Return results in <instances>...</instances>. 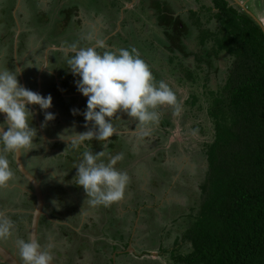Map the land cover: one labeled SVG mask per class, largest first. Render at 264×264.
<instances>
[{
    "label": "trees",
    "instance_id": "trees-1",
    "mask_svg": "<svg viewBox=\"0 0 264 264\" xmlns=\"http://www.w3.org/2000/svg\"><path fill=\"white\" fill-rule=\"evenodd\" d=\"M90 1L94 3V0ZM109 1L115 9H119L118 14L126 6L125 0H119L118 4L117 0ZM146 1L150 0H140V11L146 12L149 19L154 18L155 26L161 29L165 39L157 34L153 41L135 37V45L124 41L123 47L111 36L105 44L116 48L107 49L138 47L136 49L151 66L157 81L166 82V76L170 74L181 83L195 84L200 71L205 72L203 80L206 86L212 74L218 80L215 88L206 90V105H201L200 98L195 94L190 102L187 101L192 110L203 106L213 124V135L202 144V157L207 167L203 171L206 181L201 185V209L189 229L177 238L178 243L189 244L191 251L178 255L174 260L177 262L179 258V264H264V27L237 1L212 0L211 7L206 9L208 15H205V21L201 15L203 9L191 10L193 17L187 20L173 5L154 0L149 7ZM79 10L80 6L74 4L61 11L67 25L81 21L77 18ZM130 13L136 21H141V14ZM115 19H118L117 15ZM47 20L49 17L43 25ZM114 25L115 22L110 23L109 32L113 31ZM146 27L148 24L144 25V29ZM71 37L79 42L80 47L92 46L96 42L86 36ZM187 41H195L199 50H191ZM55 44L63 42L56 41ZM64 44V47L70 45L69 41ZM97 50L103 52L106 49ZM59 53L64 55L65 50ZM222 54L228 56L229 65L221 72L216 58ZM72 55L74 53L69 52L68 59ZM191 57L194 61L189 60ZM66 60L62 59V65H67ZM163 63L168 65L167 70L161 66ZM60 98L64 99L61 94ZM178 102L180 107L187 105L186 102ZM157 111L160 112L157 124L166 130L161 139H168L167 134L178 129L176 120L172 119L176 112L171 107L158 108ZM179 112L180 125L185 127L190 115L195 112L189 111L186 115ZM191 119L194 131L201 135L203 129L195 124L198 119L196 116ZM85 123L82 130L87 129ZM120 136L114 134L105 150H110V145H114V140ZM192 136L188 138L189 145L193 142ZM175 139L172 148L179 151L180 141ZM94 141L101 143L98 148L102 151L105 142L95 139L91 142ZM91 142L88 141L89 144ZM180 143V146L185 145L183 141ZM189 147L185 146V151ZM67 150V155H60L71 158L73 154L69 146ZM167 177L173 178L172 175ZM181 213H185L184 209Z\"/></svg>",
    "mask_w": 264,
    "mask_h": 264
},
{
    "label": "rangeland",
    "instance_id": "rangeland-1",
    "mask_svg": "<svg viewBox=\"0 0 264 264\" xmlns=\"http://www.w3.org/2000/svg\"><path fill=\"white\" fill-rule=\"evenodd\" d=\"M19 3L22 0H18ZM154 0L146 1L147 5L150 7L152 2ZM167 2L169 5H173V7L183 15V18L185 17L187 20L188 18L193 17L191 14V10H199L201 12V15L206 20L205 15H208V11L206 10L207 7H211V4L213 3L212 0H162ZM232 1H239L244 5V7L247 8L251 13H253L255 16H258L257 19L261 22H263L264 18V7L263 9L258 10V14L252 10V7L254 6V3L257 1L255 0L254 3L249 2V0H230ZM121 2V1H120ZM264 0H262V3ZM13 3V0H6V8L11 6ZM119 3V0H117V4ZM233 3V2H232ZM29 4L30 12H31V18L29 24H31L30 27H27L26 29L24 26H27V17H29L28 14H21V22H24L25 25H23V28H25V34L22 39L23 42L27 46H25L24 51L20 53V59L19 63L23 61V63H20L21 69H23V75H24V83H28V79H30V84L28 86V89L33 90L36 92L37 90V77L39 76L41 78V81L43 83L42 92L40 94L44 96H48L49 94L52 96V107L48 109L47 111H50L55 114V119L52 121L47 122L48 129L52 132V137L57 138V140L63 141V143H60L61 145L57 146H49L47 147V152L39 150V155L42 154V157H46L43 161L44 164H41L42 168L40 167L42 173H47L46 181L49 186L53 189L52 194L54 195V198L57 201V204L60 203V199L62 198L64 203H68L72 206V202L69 200L66 191V187L68 186L70 191L77 195L79 192H82V189H84L82 186L77 185L74 182V177L76 175L77 169L72 166V164L77 165L80 160L82 159V152L84 151V146H81L82 148L75 150L72 149L70 145V153L73 154L72 157L66 158L62 157L60 154L65 150L67 151V148L65 149V146H67L68 141L62 140L59 137V133L64 132L65 129H71L76 132H83L89 130L92 125L87 126V129L82 130V124L85 122V118L82 114L73 115L72 110L73 109H79L80 113H83V111L86 110L87 106V97H85L82 93H80L77 90L76 81L79 79H76L74 82L72 79L75 78L72 74V72L69 69V65L67 63L68 59L66 60L67 65H62L59 60L65 59L63 55H61L59 52H57L58 49H56L55 42L61 41L63 44L65 42H68L70 44L76 43L75 40L71 36L75 35L77 37L86 36L89 37L91 34L92 39L96 40H103L104 42L112 36L113 40H116L120 43H122V46L125 47L124 41H128L131 44L135 41L134 38L138 39H146L149 41H153L156 39V34L163 37V32L159 27L155 26V20L149 19L147 17L146 12H141V4L140 0H133L132 2H128L127 5L120 9L119 14L117 13L118 8L115 9V7L112 5V3L109 0H94V3L90 0H29L27 2ZM79 5L80 10L77 18L81 19L79 22H72L71 24H66L63 20L65 17L61 15V11L71 5ZM19 6V4H17ZM260 5V4H258ZM2 4H0V14L2 9ZM262 8V6H261ZM126 9H130L129 12L126 11ZM25 11V9H24ZM130 12H135L136 16L141 14V21H136ZM207 13V14H205ZM20 10H15V17H19ZM115 15L120 16V21H117L115 19ZM49 17V20H47L46 24L43 25L46 18ZM123 17V18H121ZM256 18V17H254ZM58 20L60 21L58 23ZM128 20V21H126ZM32 21V22H31ZM126 21V22H125ZM110 22H115L116 25L113 27V32L109 33V30L107 28L109 27ZM1 23V22H0ZM126 23V24H125ZM2 24V23H1ZM5 24V23H4ZM125 24V25H124ZM148 24V28L146 27L144 29V25ZM66 25V26H65ZM210 26V25H209ZM29 30V31H28ZM1 33V31H0ZM4 33L1 38H4ZM0 38V39H1ZM90 39V40H92ZM194 40V36H193ZM79 43V42H78ZM189 47L191 50L198 51L199 47L198 44L195 41H187ZM1 44V42H0ZM61 45L63 48L64 45ZM135 45V44H133ZM67 48V47H65ZM138 48V47H136ZM59 50H65V49H59ZM66 53H64L65 55ZM149 55L152 54V52H148ZM155 56L154 54H152ZM59 59V60H58ZM189 60L194 61V57H191ZM63 62V61H62ZM47 64L48 67L44 66ZM216 64L219 66L220 71H224L228 68L229 65V59L226 54H222L219 58H216ZM161 65V64H160ZM161 66H164V68L167 70L168 65L163 63ZM63 71V72H61ZM55 73V79L54 74ZM63 73V75H62ZM200 77H198V81L195 84H192V82H186L181 83L177 81L175 76L173 78L172 75L168 74L166 76V82L167 84L172 88L174 92H177L178 101L186 102L191 100V96L195 94V96H198L200 98V104L206 105V99H205V93L206 90L210 88H215L217 85V78L215 74H212L210 77L209 84L207 86L204 84L203 77L205 75L204 71L199 72ZM225 76V73L223 77ZM57 77V81H56ZM77 78V77H76ZM56 85V88L53 87V85ZM58 85H60V88L62 89V94L66 96V98H60V92L58 90ZM207 97V96H206ZM63 99V100H62ZM199 105V104H198ZM203 106L200 107H194L192 110V105L187 103L186 107H180V111L185 114L189 111H194L195 113L193 115H190V120L185 127H182L180 125V112L174 113L172 116V119H175L176 124H178V129L173 130L170 132V134H167L168 139H161V135L166 133L165 129H163L160 125L155 124L154 126L150 127V134L147 137H142L139 135L140 128L143 127L142 125H138V121L132 117H129L124 112H118L115 117H113V124L117 129V134L122 135V137H118V139H115V144L110 145V150H105V148L108 147L109 141H106L104 144H106V147L103 148L106 152V155L104 157L105 162H107V159L109 158V155H116L118 153L124 154V159L119 161L117 165L115 166L117 169L120 168L121 171H126L129 176H131V179L129 181V184L126 188H131L133 190L138 191L139 187H142L141 180L144 178L143 183H147L148 180L147 175L151 174V176L154 178H158V180H163L165 184L171 183L172 186V194L171 198L175 201H179V204H171L170 207H174L172 213L175 215L178 212L179 219L174 222L176 228L180 229L181 226H186V229H189L190 225L194 220L196 219L197 214L199 213L201 209V204L203 203V197H202V189L201 185L205 184V177L203 176V171L207 167L206 161H204V158L202 157V150H203V142L206 140H210L213 135V124L210 120V118L207 115V112L204 110ZM33 107L37 108L38 117H39V123L42 125L44 123V112L40 110L38 105H33ZM33 109L32 107H30ZM33 111V110H32ZM35 113V112H34ZM186 115V114H185ZM43 116V118H41ZM196 116L195 124L199 126V128L203 129V133L199 135L194 131L193 129V122L191 117ZM178 118V119H177ZM35 121V120H34ZM191 122V123H190ZM39 129L41 128L38 126ZM37 129V127H35ZM43 129L46 127H42ZM193 129V130H192ZM182 130V131H181ZM184 130V131H183ZM41 131V129H40ZM196 134H195V133ZM47 136H51L49 133H45ZM192 134L194 136H192ZM199 136H198V135ZM171 135V136H170ZM176 135V139H175ZM48 136V137H49ZM170 136V138H169ZM192 136V144H188V138ZM179 140L180 142L183 141L185 145L180 146L179 142V151L173 150L172 144H174L176 141L173 140ZM91 142V141H90ZM174 142V143H173ZM113 144V143H112ZM85 145L91 148L93 152H99L101 151L98 146H101V143L97 142H91V144L88 143V141L85 142ZM42 146L41 143L34 141L32 147L30 149H26V160L35 159L37 157L36 153L34 152L37 149H40ZM185 146H191L188 151H185ZM173 152L174 160L182 162L183 159H186V163H189L188 166L180 167V170L178 171L176 166L173 164H162L156 161L157 159H162L166 156H171ZM169 153V155H167ZM7 156L10 155V153H6ZM154 159V161L152 160ZM39 161V157L36 159ZM179 162L178 165H181ZM135 165V175L133 174V171L131 170L132 167ZM46 167L47 169H45ZM62 167H66V169H62ZM47 170L46 172H43ZM144 171V173H143ZM51 173V174H50ZM54 174H60L53 176ZM46 175V174H45ZM167 175H172V181L171 177L168 178ZM139 176V179L136 178ZM64 180H62V179ZM149 180L148 187H156L154 183H156L157 179ZM57 181H56V180ZM147 180V182H146ZM171 181V182H170ZM153 183V184H151ZM62 184L63 188L59 185ZM73 184V188H71L69 185ZM158 188V187H156ZM1 189V188H0ZM86 194V193H85ZM140 192L137 194L139 195ZM60 198V199H59ZM81 201H84V207H90L89 206V198H82ZM80 201V202H81ZM184 204V206H183ZM111 206V205H110ZM110 206H107L109 210L112 209ZM105 207V206H104ZM166 209V210H165ZM165 217L167 218L169 216L168 212V205L165 208ZM182 209H184L185 213H181ZM94 211H92V215L95 219H98L99 212L97 209L93 208ZM105 214L104 219L106 217V222L104 223L105 228H103V225L99 223V220H96L98 223L95 222V219L93 222H91V227L86 228L89 225H83V228H80V230L77 232L79 233L78 236H74V239L69 238V241H66V237L61 236L59 234H52V237L54 238L55 244L57 245L59 250H62L68 254H74L73 252L78 251L79 249L77 247H80L79 244L83 241L85 243H89V247H91V244H93V240L96 239L94 245L97 244V247H99L100 244L105 243V239L110 237L106 232H108L106 229H109V226L113 228V226H120L122 225L123 219L110 217V213L106 210L103 211ZM181 213V216H180ZM148 218H152L153 215L150 213L147 215ZM159 218V215H158ZM165 219H162L161 221L152 220L150 223V232L151 238H154L155 230L159 228L161 225L166 224L168 227L170 225V222ZM91 221V220H90ZM191 223V224H190ZM170 228V227H169ZM185 228V227H183ZM120 229V228H119ZM98 230V232H97ZM110 230V229H109ZM116 230V229H114ZM111 231L110 233L113 235V237L116 236L115 231ZM92 231H94V234L97 235L99 233V236H96L95 238H92L91 235ZM185 231V230H184ZM183 231V232H184ZM16 232L20 235V233L25 232L24 229L21 226H16L13 230V234L10 238L4 239L3 241L6 242L7 245H9L11 248L14 247L13 245H16V239H19ZM161 232V231H160ZM159 232V233H160ZM89 236L88 242H86L83 238H87ZM81 238L83 240H81ZM24 240H27L25 238ZM66 244H65V243ZM47 243V242H46ZM96 247H94L95 249ZM84 250V248H81ZM163 249L166 250V246H163ZM191 251V246H176L174 251L168 250L166 251V254L169 257V260H167L168 263L176 264L180 263L179 258H177V262H175L174 258L177 257L180 254H186V252ZM88 255L90 256L91 253L87 251ZM86 254L83 251V255ZM93 254V253H92ZM95 254V252H94Z\"/></svg>",
    "mask_w": 264,
    "mask_h": 264
},
{
    "label": "clouds",
    "instance_id": "clouds-1",
    "mask_svg": "<svg viewBox=\"0 0 264 264\" xmlns=\"http://www.w3.org/2000/svg\"><path fill=\"white\" fill-rule=\"evenodd\" d=\"M88 38L92 39L91 34ZM97 49L106 50L100 52ZM69 51L74 53L67 61L69 69L80 77L76 81L77 90L87 97L86 110L80 113L79 109H73L72 113L82 114L85 127L89 122L92 127L83 132L65 129L58 135L68 141L67 146L72 149L84 146L82 159L74 166L77 169L74 182L84 188L91 206L107 207L124 198L130 181L126 171L115 167L124 159V154L109 155L105 162L106 152H93L85 142L93 139L106 142L117 134L113 117L118 112L136 119L138 125L143 126L139 135L147 137L150 127L160 120L158 108L171 107L179 113L180 105L176 93L165 81L155 79L151 66L135 47L107 49L101 39L88 47H80L74 42L65 49L66 53ZM44 66L48 67L47 64ZM22 71L21 68L0 70V114L5 116L0 121V187L6 186L14 177L6 153L20 154L30 149L37 137V129L31 126L35 114L29 106L38 105L44 112L41 128L55 119V114L47 111L52 107V96L24 87L18 79ZM102 145L106 147V144ZM62 153L67 155L65 150ZM56 175L60 174L53 173ZM14 228L15 221L0 211V240L10 238ZM15 243L21 264H51L54 261L51 245L46 248L38 239H17Z\"/></svg>",
    "mask_w": 264,
    "mask_h": 264
},
{
    "label": "flooded vegetation",
    "instance_id": "flooded-vegetation-1",
    "mask_svg": "<svg viewBox=\"0 0 264 264\" xmlns=\"http://www.w3.org/2000/svg\"><path fill=\"white\" fill-rule=\"evenodd\" d=\"M28 1L29 0H22L19 3L18 0H13V3L11 4V6L6 8V0H0V4H2L1 6L2 9H1V14H0V22L2 23V24L0 23V31H1L0 38L2 37L4 33V36H3L4 38L0 39V42H1L0 44V70H14L16 68H21L20 63H23V61L19 63V59H20L19 55L21 52L24 51L25 46H27L25 43H22L23 42L22 37L25 34H27V32H25L26 31L25 28L28 29L27 27L31 26L29 22L30 20H32L31 12L29 10L30 6L29 4H27ZM132 1L133 0H130V1L125 0V3L127 5L128 2H132ZM249 2L254 3L255 0H249ZM17 4H19V6ZM263 7H264V2L262 3V0H257L254 3L252 10H254L256 14H258L259 8L263 9ZM17 9L20 10L19 17H15V10ZM25 13L28 14L29 17H27V21H28L27 26H24L25 28H23V25L25 24L24 22H21V19H22L21 14H25ZM119 19H120V16H118L117 21H120ZM263 21H264V18H263ZM92 40L96 41V39L94 38ZM61 45H56V46L61 47ZM106 46L107 48H116L114 46H110L107 44ZM59 51L61 50L58 49L57 52ZM69 52L67 53L65 52L66 54L63 55L66 59H68ZM59 61L61 64L63 63L62 59ZM53 75L55 79V76H56L55 73ZM18 79L20 83L26 88H28V86L31 85L29 82L30 79H28V83L27 82L24 83L25 79H24L23 72L20 73V75L18 76ZM72 80L74 82L76 81V79H72ZM56 81H57V77H56ZM37 83L38 84H37L36 92L37 93L38 91L42 92L43 83L39 76L37 77ZM53 87L56 88L55 83ZM58 90L60 94L66 98V96L62 94L60 85H58ZM29 107L33 108V105H30ZM33 112L35 111L33 110ZM34 114L35 115L31 122V126L37 127V137L35 138V140L36 142L38 140V142L41 143L42 146L40 149H37L34 151L37 155L35 159H32L31 157L30 159L26 160V157H27L25 155L27 153L26 149L23 150L22 157H23V162H24L25 167L32 174L37 176V178L41 181V187L45 194L46 203L44 206V213L42 214L40 223H39L38 240L41 243V245L46 248L49 245H51V251L54 256V261L57 264H83V263L84 264H97L96 259H93V260L91 258L89 259V255L87 252H85L86 254L83 255L84 258L82 259L79 250L73 252L74 254H68L62 250H59L57 245L55 244L54 238L52 237V234H59L60 237L64 236L67 238L66 241L68 244V242H70L69 238L74 239L73 237L78 236L79 234L77 233L79 231L78 227L75 224L78 225L77 221L81 217L79 215L80 212L78 208H76L74 205V202H72V204L74 205L72 206L66 202L64 203V201H62L63 199L59 198L60 203L57 204V201L54 198V195L52 194L53 189L51 188V186L48 185L46 181V178L48 177L47 173L43 174L40 169V167L42 168L41 164H44L43 161L46 157H42V154L39 155L38 151L42 150L43 152L44 151L47 152V147L52 146V145L59 146L61 145L60 143H63V141L57 140V138H53L52 132L50 129H48V126H46V129L40 128L42 130L40 131L38 126L41 127V125L39 123L40 121L38 117V112H35ZM4 118H5L4 114H0V121H3ZM41 118H43V116H41ZM45 133H49V134L51 133L50 134L51 136L48 135L49 136L48 137L47 134ZM0 148H2V145H0ZM9 153L10 155L7 157L10 161V167L12 171L14 172V177L11 181H9V183L6 186L0 187L1 188L0 189V211H3L5 215H7L8 217H10L12 220L15 221V227L21 226L24 229L25 232L20 233V235L16 232L19 239L27 238V240H29L30 226H31L32 219H33V211L36 209V205H37V197L35 195V191H34L32 184H30V182L25 178V176L20 172V170L17 167L16 154L11 153V152ZM38 157H39V161L36 160ZM44 168L47 169L46 167ZM46 171L47 170L43 172H46ZM59 185L62 187V189H64L62 184H59ZM69 186L71 188L74 187L73 184ZM64 191H66V189H64ZM53 201H56V203H53ZM83 239L86 240V237ZM83 239L81 238V240ZM0 243L6 246L8 249H10L20 259L16 245H13L14 247L11 248L3 240H0ZM80 245H84L85 247L87 246L85 242L83 241L79 244V246Z\"/></svg>",
    "mask_w": 264,
    "mask_h": 264
},
{
    "label": "crops",
    "instance_id": "crops-1",
    "mask_svg": "<svg viewBox=\"0 0 264 264\" xmlns=\"http://www.w3.org/2000/svg\"><path fill=\"white\" fill-rule=\"evenodd\" d=\"M38 93H40V91H38ZM65 148H68V146H65ZM171 154V156L165 158L164 160L160 161V159H157L156 161L162 164L171 163L174 166L177 165L176 168L178 171L180 170V167L190 165L189 163H186V159H183L182 162L174 160V157L176 156L173 155V152ZM167 155H169V153H167ZM152 160L154 161V159ZM179 162L181 165H178ZM131 170L135 175V165ZM129 177L131 179V176ZM136 178L139 179V176ZM154 178L151 176V174H148L146 178L148 180V182L146 180L147 183H143L145 180L144 178L140 179L143 185L142 187L140 186L138 191L136 190V192L131 188H126L124 198L118 202L111 204V210H109L108 207H104L102 205L94 207L89 204L90 207H84L85 203L84 201L82 202L81 199L84 197L88 198L87 194H85V190L82 189V192L74 195L70 191L69 187H66V192H68L67 195L70 198L69 200L75 203V207L78 208L80 212L79 215L81 218L77 221L78 225L75 224L78 227V230H80V228H83V225H89L86 228L91 227L90 223L95 219L91 213L92 211H94L93 208L101 212L99 213L100 215L98 219H95V222L93 223H98L96 220H99V223L103 225V228L106 227L104 226L106 217L104 219L105 214L103 213V211L105 210L110 213L111 218L115 216V218L123 219L124 222L120 226L114 225L113 228L109 226L110 230L106 229L108 231L106 233L110 237L106 238L105 243L100 244L99 247H97V244L94 245L96 239L93 240L94 243L91 244V247H89V243H85L87 245L86 247L84 245H80L78 249L80 251L82 259L84 258L83 251H89L91 253L89 259H96L97 264H172L167 262V260H169V257L166 254V251H174L176 246H179V248L180 246L184 245L189 246V244L177 242V238L181 236V234H183L186 226H181L182 228L178 229L174 224V222L179 219L178 212L174 215L172 213L174 207H172L171 209L170 205L179 204V201L177 202L171 198V183H167L166 185L163 180H158V178H155L157 179V181L156 183H154V185L158 188L148 187L149 180H154ZM139 192L140 194L137 195ZM167 205L169 216L166 218L165 208L167 207ZM149 213L153 215L152 218H148L147 215ZM165 218L170 222V228L166 225L167 223L161 225L155 230V237L151 238V221H161ZM113 230L116 232L115 237H113V235L110 233ZM92 234V238L100 235L99 233L95 235L94 231H92ZM89 236L90 235L87 236L85 241L88 242ZM70 242L73 244L72 240ZM163 246H166V250L163 249ZM94 247L96 248L94 249ZM81 248H84V250H82Z\"/></svg>",
    "mask_w": 264,
    "mask_h": 264
},
{
    "label": "water",
    "instance_id": "water-1",
    "mask_svg": "<svg viewBox=\"0 0 264 264\" xmlns=\"http://www.w3.org/2000/svg\"><path fill=\"white\" fill-rule=\"evenodd\" d=\"M243 7L244 5L239 2ZM255 16V15H254ZM256 17V16H255ZM257 19V17H256ZM257 21H259L257 19ZM259 23L263 26L262 22ZM264 27V26H263ZM56 49H66L62 47H56ZM33 110L37 112V109L33 107ZM16 163L20 172L25 176V178L32 184L35 195L37 197V205L36 209L33 211V219L30 226V235L29 239H38L39 237V223L42 214L44 213L45 206V194L41 187V181L32 174L24 165L22 153L16 154ZM0 262L4 264H21V260L6 246L0 243ZM51 264H57L55 261L51 262Z\"/></svg>",
    "mask_w": 264,
    "mask_h": 264
}]
</instances>
